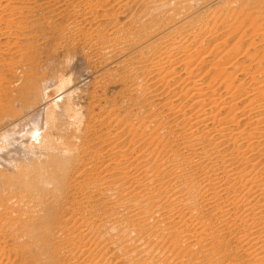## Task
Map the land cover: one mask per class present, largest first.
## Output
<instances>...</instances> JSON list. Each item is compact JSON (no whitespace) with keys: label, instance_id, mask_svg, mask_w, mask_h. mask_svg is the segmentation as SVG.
Instances as JSON below:
<instances>
[{"label":"bare ground","instance_id":"6f19581e","mask_svg":"<svg viewBox=\"0 0 264 264\" xmlns=\"http://www.w3.org/2000/svg\"><path fill=\"white\" fill-rule=\"evenodd\" d=\"M37 1L0 0V25L45 7ZM116 1L122 15L104 16L111 30H92V49L104 64L125 66L128 84L143 80L139 91L134 82L127 91L134 107L149 103L151 115L130 129L127 117L112 118L114 144L106 150L65 135L53 95L66 88V78L54 86L25 69L17 75L15 63L0 59V264H104V251L120 264H168L164 249L153 259L143 252L175 233L168 229L177 217L197 231H181V245L208 228L215 238L224 227L243 264H264V0ZM216 3L221 7L211 12ZM99 5L90 3L95 12ZM233 27L242 29L240 37L208 69L216 76L211 80L221 78L207 80L200 64L220 53L226 43L220 38ZM243 37L248 45L241 52ZM63 109L73 108L66 102ZM131 134L136 147H148L135 157L122 146ZM155 143L161 150L148 152ZM81 160L94 168L79 171ZM74 185L95 208L92 216L66 205ZM209 209L222 225L208 227Z\"/></svg>","mask_w":264,"mask_h":264},{"label":"rangeland","instance_id":"374dc122","mask_svg":"<svg viewBox=\"0 0 264 264\" xmlns=\"http://www.w3.org/2000/svg\"><path fill=\"white\" fill-rule=\"evenodd\" d=\"M97 1L100 2L103 0H57L56 2L55 0H48V3H50L49 6L45 5L46 3H44V0L37 1L35 3L37 6L43 4L45 7H37L36 11H33V14H29L30 12H28L22 16H14L12 22L15 24H7L11 27H8L5 23L0 25V28L3 29H0L1 36L3 35L1 49L5 47L0 51L3 53L0 54L2 56H0V59L5 63V61H10L11 57H13V60L11 59L12 61H8V63L12 64L13 62V65L15 63V66L13 67H19L17 68V75H20L25 69L28 74L34 73L36 78L50 80L52 82L51 84H54V86L59 85L62 78H66V88L57 91L53 95L54 100L57 102L58 112L60 113L59 122L66 129L65 135L69 136L70 138H72L74 135H78L79 137H82L83 140L86 138L89 147L96 149L100 148L102 149L100 151H104L106 148H109L114 144V142L110 141V139L114 136L116 131L113 130L110 132L112 136L108 134V129H112V127H110V120H112V118L117 115L120 118L127 117V119L131 121L128 126V129H130L131 124H136L139 121H143L144 118L148 116L150 117L151 107L149 108V106H147L149 105L147 102H141V104L134 107V100H131L134 97H131L127 91L128 86L132 85L133 82L134 87H139V91L141 86H143L142 79L135 78L134 81H131V83L128 84L122 77L126 69L125 66H117L115 63H107L108 60H106V64L108 65L104 64L105 61L102 62L103 57L100 54L95 53V51L92 49V37H90V32L98 27L99 29L103 30H105L104 28L107 27V29L111 30L109 28V26H111L109 23L111 20L105 21L106 18H104V16L110 17L112 14H116L119 17L122 15V10L119 7L117 1L104 0V4ZM106 1H108V3H106ZM13 3H17L18 5L16 6H21L19 1H13ZM90 3L92 5L96 4L97 6L100 4L99 6L103 7L100 8V10H98L99 7H97L95 10L98 11L95 12L90 7ZM225 3L226 2L222 3L221 6H223ZM68 4L70 5L68 6ZM217 6L219 7L220 5L217 3L211 4L209 6L211 8L210 11L215 12L221 7L220 6L217 8ZM209 7L208 9H210ZM106 9L109 11L108 13L106 12ZM140 12L141 9H139L136 14ZM25 16H28V18ZM18 19L21 20L18 21ZM46 19L50 21L49 25L43 23V21H46ZM127 19L128 18L126 16L121 18V21H125ZM16 23L21 26L17 28L16 26L18 25H16ZM5 25L6 28H13L14 30H10L8 28L5 30ZM23 28L25 30H23ZM236 29L238 28H231L230 31H227L225 35L220 38V40L223 39L226 41V43L224 45L222 44L219 48L220 53L218 52L214 55L211 54V56H209L211 58L209 62H203L200 64V71L201 73L206 71L205 76L208 77L207 80L209 79L210 81H213L221 78L218 76L220 78H212L211 80L212 75L213 77L216 76H214L215 74H213V72L210 73V70L208 71V69H210L209 67L214 66L213 63L222 61L223 59L220 61L217 59L221 57V54H223L224 51L229 50L230 47L236 43L237 39L241 35L240 30H242L240 29L239 31H234ZM7 30H10V32ZM13 31H18L15 32L16 35L18 34V36L12 35L14 33ZM5 33L8 35L7 38L5 37ZM9 34L11 37L10 39L8 38ZM246 38L247 37H243L244 45L241 46V52H243L248 45ZM216 40L218 41L219 39H214V43H216ZM9 46H14L11 48L12 51L9 50L10 48L8 49L9 51L7 50ZM206 46H208L209 50H207V48L205 50L212 52L211 47H213V44H211V46ZM6 50L8 52H5ZM4 53H8V55L5 54V56ZM20 56L24 57L21 58ZM4 57L8 60H5ZM14 58L17 59L15 60ZM1 60L0 63H2ZM22 64H27L28 67L25 66L24 68ZM13 67L11 68L13 69ZM15 71L13 69V73L11 72L12 74L8 76L11 81L15 80V78L13 79V76H15ZM247 86L248 84H246V87ZM143 95L144 94L140 93V97ZM66 102L67 104L69 103L73 108L69 112L64 111L63 109V106L66 104ZM160 105L161 104L157 102L155 105L153 104L152 107H155V110H157L156 107L159 108ZM114 122H116V120ZM85 129L88 130L89 134L83 132ZM128 134L129 132L126 131L125 136L123 135V137H126ZM107 135L109 136L107 137ZM132 138L133 136L131 134L122 146L125 149L130 146L132 156L135 157L148 147H136L138 143L136 144L133 142ZM102 142L104 143L102 144ZM87 148L88 146L85 147V149ZM151 150H157L159 152L161 150V146L155 143L149 148L148 152ZM80 164V168L78 169L79 171H82L84 168H94L93 166L88 167L85 160H81ZM105 166L106 164L103 165L102 163L100 171H102L103 167ZM78 170L77 172H74V174L72 173V175L75 176L78 174ZM73 184H75V182H73ZM72 188L73 197L69 195L70 192H67L69 197L67 203L65 202L66 205H70L71 209L76 211L77 214L83 212L87 217L92 216L94 214L93 212L95 211V208L92 207V205L84 203L82 201L84 199H82L80 194L74 193V190H76L75 185ZM48 189L53 191L54 187H52L50 184ZM58 208L60 212L61 208L59 206ZM203 217L206 220L208 219V227H216L217 225H222L224 223L220 218H217L214 215V211L210 209L203 212ZM169 230H174L175 233H173V235L168 234V236L165 237L156 248L145 250L143 252L144 258L153 259V256H155L160 249H164L166 250L168 264H237L238 262L243 264V261L245 260L240 249H235V244L232 242V240H230L231 237L228 234L227 229L224 227H221L219 232H215V238L211 237V230L208 228L205 233H200L195 237L194 241L188 245H185L187 238L182 240L183 243H185L181 245L182 243L178 242L177 237L183 230H189V234H197L194 225L190 224V222L186 220V217H177L174 219L173 223L169 226L168 231ZM218 234L221 235L218 236ZM65 237V242L67 243L69 239H67L68 236ZM85 238L88 237L85 236ZM177 242L179 245H177ZM67 245H69V243H67ZM93 246L94 248L96 247L95 244H93ZM111 253L112 252H102V254H104L103 263L120 264V259H109ZM238 258L240 260H238ZM82 260L83 259L80 261ZM90 262L94 263L91 260L87 263Z\"/></svg>","mask_w":264,"mask_h":264}]
</instances>
